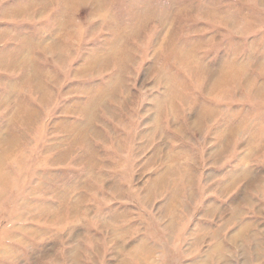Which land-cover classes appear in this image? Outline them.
<instances>
[{
    "label": "rangeland",
    "instance_id": "374dc122",
    "mask_svg": "<svg viewBox=\"0 0 264 264\" xmlns=\"http://www.w3.org/2000/svg\"><path fill=\"white\" fill-rule=\"evenodd\" d=\"M0 264H264V0H0Z\"/></svg>",
    "mask_w": 264,
    "mask_h": 264
}]
</instances>
